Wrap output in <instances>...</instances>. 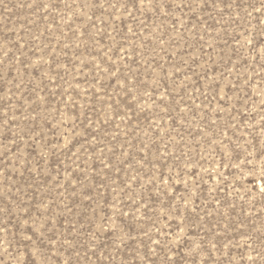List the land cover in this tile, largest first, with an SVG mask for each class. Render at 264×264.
Wrapping results in <instances>:
<instances>
[{
	"label": "rangeland",
	"instance_id": "obj_1",
	"mask_svg": "<svg viewBox=\"0 0 264 264\" xmlns=\"http://www.w3.org/2000/svg\"><path fill=\"white\" fill-rule=\"evenodd\" d=\"M0 264H264V0H0Z\"/></svg>",
	"mask_w": 264,
	"mask_h": 264
}]
</instances>
